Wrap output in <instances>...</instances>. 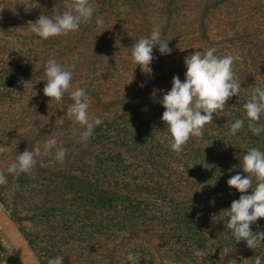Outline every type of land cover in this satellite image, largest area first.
Wrapping results in <instances>:
<instances>
[{"label": "rangeland", "instance_id": "1", "mask_svg": "<svg viewBox=\"0 0 264 264\" xmlns=\"http://www.w3.org/2000/svg\"><path fill=\"white\" fill-rule=\"evenodd\" d=\"M115 1L108 4L103 13L96 11L92 20L82 23L77 31L41 40L31 33L29 22H35L41 14L54 16L57 10L63 11L60 6H50V0H37L40 7L25 13L21 6L23 0H0V173L7 176V183L0 185V264H25L21 249L29 253L34 264H47L49 259L56 256H64L62 264H130L126 260L129 253L138 257L137 264H253L255 255L264 257V240L261 247L253 250L246 247L244 241L236 242L229 234L196 239L168 232L173 227L167 220H160L161 215L170 212L168 202L172 195L167 185H163V193L142 186L138 191L133 186L134 180H145L146 170H150L146 162L140 160V152L135 149L140 147L137 144L128 151L123 149L118 157L110 154L111 159H115L114 163L118 164L115 167L120 170L114 177L120 186L110 210L102 214L108 223V231L100 241L96 240L104 248L97 251L92 262L85 259L91 255L89 251L81 254L77 249L50 250L52 242L43 238L45 234L49 236L48 229L40 223L18 225L11 219L9 210L12 207L18 206L21 217L26 211L24 209L30 212L36 208L41 202V196L37 193L47 183V178L51 174L62 177L69 173L74 175L67 168L73 167V161L83 157L77 145L79 132L74 134V129L79 126L65 114L71 103L68 94L65 93L62 101L57 102L49 101L42 93L46 83L44 64L47 60L55 59L72 71L73 88H84L89 98L95 96L90 101V115L101 120L118 118L128 112L125 110L135 100L137 82L145 74L138 66L133 69L131 46L141 37L149 35L154 27H164L157 20L164 13V9L158 7L163 0H145L140 8L135 7L133 13L123 6L112 9ZM236 1L230 4L228 0L206 1L204 14L200 15L210 36L217 35L219 47L233 45L236 39L247 44L250 37L255 39L254 26L248 25L247 15L253 14L255 3L247 0L250 5L245 10L246 0L240 3ZM63 5L66 6L65 3ZM120 5H123V0ZM156 7L160 10H156ZM180 8L182 10L178 14H184L179 18L173 35L179 37L177 41L180 40L181 52L177 56V45L171 43L172 32L168 37L165 33V42L172 51L170 55H160L153 53L157 49L154 47L151 62L155 65L154 69L162 64L176 67L183 64L188 54L206 50L199 44L201 26L191 21L195 13H190V8L185 5H180ZM97 16L103 18V28L95 23ZM174 20L175 16L172 18ZM236 30L235 39L233 33ZM146 77L152 79L155 74L151 72ZM260 80L263 82L262 78ZM101 104L107 106L103 109ZM52 137L56 138L58 146L67 150L63 162L55 159L53 150L49 155L36 157V163L28 173L12 175L6 172L8 164L15 160L17 154L31 151L37 143L42 145ZM87 151L85 149L84 152ZM91 155L96 156L91 150L86 158L89 159ZM125 181H129L130 187H124ZM186 187L180 196L185 195ZM166 191H169V195H166ZM26 198L31 200L24 206L22 199ZM65 210L69 213L73 211L72 208ZM28 216L33 221H40L38 214L35 217V214L29 213ZM83 216L84 220L91 221V217ZM74 217L69 221L78 222ZM253 228L254 232L264 231V224ZM28 241L34 243L36 249ZM197 249L204 253L202 257L193 254Z\"/></svg>", "mask_w": 264, "mask_h": 264}, {"label": "trees", "instance_id": "2", "mask_svg": "<svg viewBox=\"0 0 264 264\" xmlns=\"http://www.w3.org/2000/svg\"><path fill=\"white\" fill-rule=\"evenodd\" d=\"M112 1L90 0V3L95 9L94 13L96 11L103 13ZM121 1L116 0L112 9L123 6L126 11L133 13L136 6L140 8L141 2H145V0H123V5H120ZM206 1L211 0H163L162 5L158 7L164 9V13L161 19L157 18L160 26L164 25L160 29L162 40L167 39L165 33L167 37L169 32L173 35L175 27L179 24V18L184 14H178L180 5L189 7L188 11L195 13L191 20L195 22L192 23L201 26L200 46L203 45V49L206 50L215 47L217 50L215 54L218 56L231 54L239 57L232 67L243 90L237 96L229 98L225 110L213 115L211 123L204 125L201 137L190 138L183 146V150L175 153L169 149L164 139L167 129L160 121L164 109L158 101L162 93L157 91L155 96L151 93L160 89L166 93L171 87L173 76L183 80L185 69L183 64L176 67L162 64L156 69H154L155 65L151 64L155 77L147 79L148 74L141 75L140 81L137 82L135 100L130 103L129 109L125 110L128 112H124L118 118L102 120V123L94 129L89 142H77L78 150L85 159H76L72 163L73 167L67 168L69 172L75 174L69 173L66 177L51 174L47 178V183L37 193L41 196L39 197L41 202L30 212L24 209L26 210L24 216L21 217L17 205L9 210L11 219L18 225L36 222L48 229L49 236L45 234L43 238L52 242L50 250L77 249L81 254L89 251L91 255L85 259L92 262L97 251L104 248L96 242V240L100 241L108 231V223L102 214L110 210L120 186V183L114 179L120 170L115 167L118 164L114 163L115 159H111L110 154L118 157L123 149L127 151L133 149L134 144L140 146L135 149L140 152V160L146 162V167L150 170L149 172L146 170L145 180L136 179L133 181V186L138 191L142 186L163 193V185H167L166 188L172 195L168 202L170 212L161 215L160 220H167L173 227L168 231L170 234L177 233L196 239L220 233L232 235L224 225L226 217L222 211L229 209L231 202L238 199L240 193L230 189L226 181L231 176L241 173L240 161L249 148L258 147L264 151V132L254 135L248 129L247 122L235 135L229 134L231 123L235 119L244 118L242 105L250 97L252 88L264 87V0H248L255 3V7L253 14H247L249 11L244 14L248 15L250 23L248 25L254 26L252 30L255 39L250 37L248 44L242 43L240 39H236V30L233 35L237 41L233 45H221L222 47H219L220 43L216 40L217 35L211 37L200 18L206 9ZM231 1L233 0H228V3L230 4ZM248 1L246 0L245 10L248 9L247 5H250ZM69 2L71 1L50 0V6L58 5L64 10L63 4ZM158 7L156 10L159 9ZM142 9L144 10V6ZM174 16L175 20L172 21ZM257 33H261L260 36ZM178 39V36L171 37V43L175 42L177 45L175 50L177 56L181 52ZM153 53L159 52L155 49ZM93 98L95 96H92L90 101ZM100 106L104 109L107 105ZM258 123L264 124V116ZM85 149L89 151L84 152ZM91 150L96 156L91 155L88 159L86 156ZM123 185L125 188L130 187L129 181H125ZM185 186H187L185 195L180 196ZM169 191H166V195H169ZM68 196H71L70 199ZM30 200L31 198L22 199V204L26 206L25 203ZM67 208H72L73 211L69 213L65 210ZM29 213L35 214V217L38 214L40 221L31 220ZM84 214L91 217V221L84 220ZM74 215L78 222L69 221ZM150 223L154 224L151 220ZM262 223L264 224V218H259L252 226ZM252 230L254 231V228ZM100 243L105 246L104 243ZM29 244L36 249L34 243L30 241Z\"/></svg>", "mask_w": 264, "mask_h": 264}, {"label": "clouds", "instance_id": "3", "mask_svg": "<svg viewBox=\"0 0 264 264\" xmlns=\"http://www.w3.org/2000/svg\"><path fill=\"white\" fill-rule=\"evenodd\" d=\"M21 6L25 13L40 7L37 0H23ZM94 11L90 0H71L66 4L65 10H57L51 17L41 14L35 22H29L28 25L36 37L47 40L77 31L82 23L92 20ZM95 23L103 28L104 21L101 16L96 17ZM154 47H157L160 55H170L172 51L168 42L162 40L159 27H154L149 35L141 37L131 46L133 69L138 66L143 73L151 74ZM216 51L215 47H209L204 52L197 50L188 54L183 59V80L173 76L171 87L166 93L162 89L153 90L151 93L153 96L157 91L162 93L158 101L164 109L160 121L167 129L164 139L169 149L175 153L181 152L190 138L201 137L204 125L211 123L213 115L225 110L229 98L237 96L243 90L232 67L239 57L231 54L218 56ZM44 75L46 83L42 89L43 95L49 101L60 102L65 93L68 94L71 103L65 114L79 126L74 129V134L78 131L80 141L87 142L102 120L90 115V98L86 90L81 87L73 88L72 71L55 59L45 62ZM242 108L244 118L235 119L231 123L229 134L235 135L244 127L245 122L254 135L264 132V124L258 123L264 116V87H253ZM53 150L55 159L63 162L67 150L58 146L56 138L52 137L42 145L37 143L31 151L25 150L17 154L15 160L8 164L6 172L12 175L28 173L33 169L36 157L49 155ZM240 169L242 174L237 173L226 181L227 186L240 195L231 202L229 209L222 211L226 217L224 225L231 231L236 242L244 241L246 247L254 250L261 247V241L264 240V231L254 232L251 228L259 218H264V151L258 147L249 148L241 158ZM6 183L7 176L0 173V185ZM193 254L196 257L204 255L199 249ZM63 259L64 256H56L49 259L47 264H62ZM126 260L130 264H137L138 257L129 253ZM253 264H264V258L255 256Z\"/></svg>", "mask_w": 264, "mask_h": 264}, {"label": "bare ground", "instance_id": "4", "mask_svg": "<svg viewBox=\"0 0 264 264\" xmlns=\"http://www.w3.org/2000/svg\"><path fill=\"white\" fill-rule=\"evenodd\" d=\"M7 225V224H6ZM6 227V226H5ZM15 238V237H14ZM21 238V237H20ZM20 252L22 253V256L25 259V264H34V260L32 261L31 257L29 256V253H27L25 250L21 249Z\"/></svg>", "mask_w": 264, "mask_h": 264}]
</instances>
